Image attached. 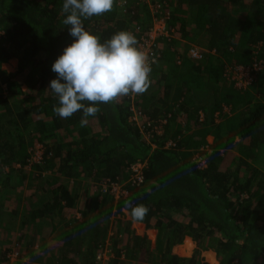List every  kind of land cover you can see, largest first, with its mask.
<instances>
[{"label":"trees","instance_id":"trees-1","mask_svg":"<svg viewBox=\"0 0 264 264\" xmlns=\"http://www.w3.org/2000/svg\"><path fill=\"white\" fill-rule=\"evenodd\" d=\"M119 1L83 20L84 27L101 43L129 32L138 47L160 17L137 0H124L126 9L119 10ZM159 2L172 32L158 41L161 56L147 90L97 104L100 111L81 127L82 111L67 119L53 112L59 101L48 89L56 78L53 62L74 39L63 24V0H0V230L30 237L34 250L43 234L39 223H50L45 240L64 226V257L53 264H75L81 251L85 264H97L95 252L103 250L113 213L119 232L111 238V264H207L200 258L207 251L218 264H264V0ZM180 41L186 50L204 51L203 61L183 58L177 66ZM10 61L17 63L14 72L2 69ZM253 63L262 69L247 89H235L223 77L226 66ZM135 111L145 119L143 133L132 121ZM168 142L176 147L167 149ZM35 144L43 156L29 166L27 148ZM208 144L210 153L200 150ZM231 153L236 159L228 161ZM136 164L143 165L142 182L125 184L127 196L119 202L100 191L81 192L84 181L91 187L125 182ZM25 184L34 189L25 197L27 208L20 207L26 204L22 195L13 207L4 202ZM82 197L89 201L80 204ZM129 200L148 208L143 220L132 219ZM8 216L15 224L6 230ZM185 238L197 247L191 258L172 253ZM10 251L0 247L1 263H8Z\"/></svg>","mask_w":264,"mask_h":264},{"label":"clouds","instance_id":"clouds-1","mask_svg":"<svg viewBox=\"0 0 264 264\" xmlns=\"http://www.w3.org/2000/svg\"><path fill=\"white\" fill-rule=\"evenodd\" d=\"M113 4L114 0H63L61 11L66 14L63 24L74 39L53 62L51 70L56 78L50 81L48 89L59 101L58 106H53V112L67 119L82 111L81 127L86 126L88 117L100 111L97 104L145 92L151 69L157 64L150 68L147 55L136 46L137 40L129 32L120 31L101 43L96 35L85 29L83 20L111 11ZM160 53L161 49V56ZM179 57L182 62L183 58L187 59L186 53L179 52ZM84 102H88L87 106ZM96 187L99 191L98 184ZM125 208L131 209L135 221L143 220L148 212L145 205L133 207L130 200L125 201Z\"/></svg>","mask_w":264,"mask_h":264},{"label":"built area","instance_id":"built-area-1","mask_svg":"<svg viewBox=\"0 0 264 264\" xmlns=\"http://www.w3.org/2000/svg\"><path fill=\"white\" fill-rule=\"evenodd\" d=\"M160 0H137L138 5H143V4H147L151 13L153 15H158L160 18L156 21L153 29L149 32L147 38L138 46V48L145 52V54L148 57V64L150 66V68H152L159 60V52H160V47L158 44L159 40H164V39H168L171 36V32L169 31L167 28V14L168 12L165 11V9H163L162 4L159 2ZM127 6V1H120L118 3V7L120 10H124L126 9ZM174 34V31H173ZM173 36V35H172ZM205 52L194 47V46H190V48L187 50L186 52V57L187 59L193 61V62H200L203 60V56H204ZM182 62L181 57L177 58V65H180ZM262 69V66L260 63H253L251 64V67H234L229 69L228 72H226V74L224 75L225 77H227L226 79H231V84L233 85V87H235V89H239V90H244L247 89V87L255 80L254 77V73L259 72ZM229 77V78H228ZM200 120L202 121V117H200ZM132 121L136 122L137 124H139V126L141 127V132H144V128L146 125L145 119L144 117L141 116L140 112H134L133 114V119ZM144 139L146 141H148L149 139V135H145ZM165 147L167 149L169 148H175L176 145L172 142H168ZM153 148H155V146H153ZM37 151V153H35L36 156V160H28V164L29 166H31L32 164L36 163H40L42 156H43V150L41 146H38L37 148H30L29 154H30V158L33 157L34 152ZM196 162L198 163V165L201 168H206L207 163L205 162V160H203V158L196 156L195 157ZM19 167V165L17 166ZM143 165L142 164H136L133 165L131 167V172H132V176L130 178H128L127 181L125 182H111L110 180H107L105 182H102L100 184H98V189L99 191L104 194V196H109L112 197L114 200H120V199H124L127 196L126 191L124 190V186L127 183H141L142 182V175H141V171H142ZM18 250V249H17ZM111 256V257H110ZM19 253L18 251H16L15 249L10 251L7 254V260L12 263L14 261L19 260ZM113 258V254L111 253V249L110 248H104L102 251L98 252V254L95 256V260L97 264L100 263H107V261L109 262L111 259ZM9 263V264H10Z\"/></svg>","mask_w":264,"mask_h":264},{"label":"rangeland","instance_id":"rangeland-1","mask_svg":"<svg viewBox=\"0 0 264 264\" xmlns=\"http://www.w3.org/2000/svg\"><path fill=\"white\" fill-rule=\"evenodd\" d=\"M185 44H187V42H183V41H180L179 43H178V50H179V52H180V54H182V55H184L185 53H186V49H184L185 47H184V45ZM191 46V45H190ZM162 48V47H161ZM196 64H198V62H195ZM16 65H17V63H16V61H10V62H8L7 64H4V65H2V69L3 70H5L6 69V71L7 72H14L15 71V69H16ZM228 72V71H227ZM186 77H188V76H186ZM224 77V76H223ZM227 78V77H226ZM229 78V77H228ZM228 80V82H229V84L232 86V84H231V79H227ZM23 90H25V89H23ZM202 122V121H201ZM202 129V127H200V128H198L196 131L197 132H199L200 130ZM207 140H208V143L209 144H211V141H212V137H208L207 138ZM150 141V140H149ZM148 141V142H149ZM209 144L208 145H206V147L204 146L203 148H201L200 150L201 151H204V152H208V153H210V146H209ZM209 146V147H208ZM38 147V145L37 144H35V147L34 148H37ZM33 148V149H34ZM29 151H30V148H27V152L29 153ZM35 153H37V151H35L34 152V155H33V157H31V158H29L30 160H36V156H35ZM232 154V153H231ZM228 154L227 155V160L228 161H230V160H233V159H236L235 157L234 158H232L234 155L232 154ZM204 160V159H203ZM225 161H226V159H225ZM206 162V161H205ZM226 163H228L227 161H226ZM228 165V164H227ZM18 165H16L15 167V169H19V167H17ZM261 171H263V173H264V169L263 170H261ZM27 174V176H32L33 175V173L32 172H27L26 173ZM15 176V175H14ZM14 176H12L11 177V182H14L15 181V177ZM84 181V180H83ZM89 181H84V183H83V185H82V193H83V191L84 190H88V192L90 191V195H92V194H94V193H97L98 192V190H97V187L96 186H94V185H92V187H91V184L92 183H88ZM26 183V182H25ZM14 184V183H13ZM13 184H10V186H15V184L13 185ZM33 184V186H34V183H32ZM33 187H29V185H27V184H25V187L24 186H22L21 188H18L16 191H14V193L12 192L11 194H10V198H8L7 197V195H5V198H4V202H9V201H11L12 203H13V205H12V207L14 206V203H16L17 202V199H18V197L17 196H20V195H22L23 196V198H24V202H26V204H22L20 207L21 208H27L26 206L29 204L28 202H29V200H26V198L25 197H28L29 195H31V194H33ZM22 199V198H21ZM9 200V201H8ZM99 200H101L100 198H99ZM120 200H122V199H120ZM120 200H115L114 201V203H117V202H119ZM89 200H85L83 197H82V199L80 200V204H84L85 202H88ZM126 215H127V213L126 212H124ZM115 213H113V217H111V219H110V223H109V225H108V227H107V237H106V240H105V243H104V247H103V249L106 247H108V248H110L111 249V247H112V244H113V242H114V238H115V236H116V234H117V232H119V228H118V216H116V215H114ZM70 218H72V216H70ZM78 218V217H77ZM4 222H3V226L5 227V229L7 230V227H9V225H14L15 223L13 222V220H11L10 219V217L8 216V217H6V219L5 220H3ZM57 222V220H55V223ZM67 222H71V219H69ZM17 225V224H16ZM40 225L42 226V232H43V234L41 233V237H36V239H35V241L33 242V244H34V250H32L30 247H28V244H31V242L32 241H30L31 239H30V237H29V239H24L23 238V240H22V238L17 234V233H15V234H11L10 232L9 233H6V231H3V230H0V242H4V240L6 241L5 242V244L6 245H0V247H1V249H6V248H9L11 251L12 250H16V251H18V253H19V260H18V262L17 261H14V262H12V263H10L9 261H8V263L7 264H18L19 262L20 263H23V262H28V259L29 260H31V261H33L34 263H40V264H53L54 263V261L55 260H53L52 261V259L49 257V255L51 254L50 253V248H48L47 247V245L49 244V243H51V244H49L48 246L49 247H52V244L54 243L57 247V249H60V247H62L63 246V244H64V237H65V227L64 226H57L56 228H55V230H54V233H52L51 235H50V237L48 238V239H51L52 241L54 240V242H49V241H47V240H45L46 238L45 237H43V236H46V235H49L50 234V231H51V228H50V223H40ZM134 227H136V228H134V230H136V229H138L139 231H141V225H138V224H134ZM12 228H14V227H12ZM15 230H17V229H15ZM16 232V231H15ZM32 233V232H31ZM17 235V236H16ZM32 236V235H31ZM149 238L151 239V240H153V238H154V236L153 235H150L149 234ZM111 238H113V239H111ZM123 238V237H122ZM17 239H21L20 241H21V244H18V246H19V248H16L15 247V245L14 244H16V242H15V240H17ZM110 239V240H109ZM56 240V241H55ZM123 240V239H122ZM189 246H190V248H189ZM18 249V250H17ZM175 249V248H174ZM197 249V247H196V244L192 241V240H188L187 238L184 240V242L182 243V245H181V250H180V254L181 255H185L186 256V258H191L193 255H194V252H195V250ZM112 250V249H111ZM97 252H99V251H97ZM45 253V258H46V261H42V259H43V256H42V254H44ZM98 253H96L95 252V256L97 255ZM94 255V254H93ZM42 256V257H41ZM214 256V257H213ZM212 257H209L208 256V258L207 257H202V256H200V258L205 262V263H207V264H218V261H217V259H216V256H215V253H214V255H213ZM111 257V256H110ZM93 258H94V256H93ZM76 260V263L75 264H85L86 263V261H85V256H84V251L82 252L81 251V255L80 256H78V258H76L75 259ZM1 261V260H0ZM0 264H5V263H1L0 262ZM64 264H66V263H64ZM100 264H103V263H100ZM105 264H111V261H110V263L107 261V263H105Z\"/></svg>","mask_w":264,"mask_h":264},{"label":"crops","instance_id":"crops-1","mask_svg":"<svg viewBox=\"0 0 264 264\" xmlns=\"http://www.w3.org/2000/svg\"><path fill=\"white\" fill-rule=\"evenodd\" d=\"M186 59V58H185ZM189 61V60H188ZM236 67H242V66H236ZM234 68V67H233ZM229 69H231V66H226V68H225V70H224V74H223V76L225 75V73L227 72V71H229ZM5 71H6V69H5ZM224 78H225V76H224ZM168 113V112H167ZM166 113V114H167ZM165 114V115H166ZM170 114L171 113H168L167 114V116H170ZM200 117H203L202 116V114H200ZM212 142V141H211ZM40 224V223H39ZM139 231V230H138ZM186 239V238H185ZM188 240L190 239V238H187ZM191 240V239H190ZM47 241H49V242H54V240L52 241L51 239H47ZM56 241V240H55ZM184 242V241H183ZM49 244H51V243H49ZM48 244V245H49ZM47 245V247L48 248H50V255H49V257L52 259V261L53 260H57V261H59V260H61L64 256H63V249H62V247H60V249H57L56 247V245L53 243L52 244V247H49ZM181 245L182 244H180V245H178V246H175V247H173V249H172V253L174 254V255H176V256H178V257H181V258H186V256L185 255H181L180 254V250H181ZM175 248V249H174ZM214 255V253L212 252V251H207V252H202L201 253V256L202 257H207L208 258V256L209 257H212ZM42 256H43V259H42V261H46V258H45V253L44 254H42ZM41 256V257H42ZM71 256L72 255H70L69 256V259L71 258ZM214 257V256H213ZM18 264H40V263H34L33 261H31V260H29L28 259V262L26 261V262H23V263H18ZM134 264H142V263H134Z\"/></svg>","mask_w":264,"mask_h":264}]
</instances>
